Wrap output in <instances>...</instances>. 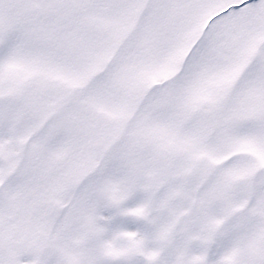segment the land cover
<instances>
[{
  "label": "rangeland",
  "instance_id": "obj_1",
  "mask_svg": "<svg viewBox=\"0 0 264 264\" xmlns=\"http://www.w3.org/2000/svg\"><path fill=\"white\" fill-rule=\"evenodd\" d=\"M72 4L0 0V264H264V0Z\"/></svg>",
  "mask_w": 264,
  "mask_h": 264
},
{
  "label": "trees",
  "instance_id": "obj_2",
  "mask_svg": "<svg viewBox=\"0 0 264 264\" xmlns=\"http://www.w3.org/2000/svg\"><path fill=\"white\" fill-rule=\"evenodd\" d=\"M59 3H63V4L65 5V7H67L71 12H75V10H76L75 5L72 4V3H73V0H57V4H59ZM48 15H49L50 17H53L54 20H56V17L58 16V15L55 14L54 12H51V13H49ZM67 16H68V19H69V15H67ZM136 18H137V15L134 17V23L137 22V21H136ZM58 20H60L59 16H58ZM60 23H61V22H60ZM78 26H79V31H80V32H90V31H91V28H92V27H91V24L88 25V23H86V21L83 20V19H80V21H79V25H78ZM135 26H136V24H135ZM135 26L133 25V26L129 29L128 33H130V35H132V34L135 33V31H136ZM134 28H135V29H134ZM56 36H58V34H56L55 37H56ZM69 36H72V35L70 34ZM68 39H70V38L68 37ZM71 45H72V47L75 46V44H73V43H71ZM144 90H147V86L145 87Z\"/></svg>",
  "mask_w": 264,
  "mask_h": 264
},
{
  "label": "flooded vegetation",
  "instance_id": "obj_3",
  "mask_svg": "<svg viewBox=\"0 0 264 264\" xmlns=\"http://www.w3.org/2000/svg\"><path fill=\"white\" fill-rule=\"evenodd\" d=\"M16 210L19 212V214L22 213V209L21 208L17 207ZM135 247H136V245L134 247H132V246L131 247H127L126 248L127 249L126 252H130L132 254V256L134 257L135 256ZM132 260L133 259H131L130 261H128L127 259L126 260L124 259V261L130 262V263H131ZM134 260L136 261V263L133 261L135 264H153V261H155V257H152V259H150L149 261H146L144 263H141L137 259H134Z\"/></svg>",
  "mask_w": 264,
  "mask_h": 264
},
{
  "label": "water",
  "instance_id": "obj_4",
  "mask_svg": "<svg viewBox=\"0 0 264 264\" xmlns=\"http://www.w3.org/2000/svg\"><path fill=\"white\" fill-rule=\"evenodd\" d=\"M142 248H143L142 246H138V247H136V252H135V254H136L137 257H140L142 261H144V260H145V256H144V254H143V250H142Z\"/></svg>",
  "mask_w": 264,
  "mask_h": 264
}]
</instances>
